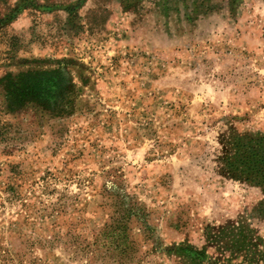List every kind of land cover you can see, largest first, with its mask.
I'll return each instance as SVG.
<instances>
[{
    "label": "rangeland",
    "instance_id": "374dc122",
    "mask_svg": "<svg viewBox=\"0 0 264 264\" xmlns=\"http://www.w3.org/2000/svg\"><path fill=\"white\" fill-rule=\"evenodd\" d=\"M39 3L0 27V264H264V0Z\"/></svg>",
    "mask_w": 264,
    "mask_h": 264
},
{
    "label": "trees",
    "instance_id": "16d2710c",
    "mask_svg": "<svg viewBox=\"0 0 264 264\" xmlns=\"http://www.w3.org/2000/svg\"><path fill=\"white\" fill-rule=\"evenodd\" d=\"M3 0H0V5ZM144 0H120V3L124 10H136V8ZM161 4L160 11L165 18L170 15L182 17V19L188 24L193 25L198 18L217 13L222 10H226L230 17H235L237 9L241 3V0H221L219 3L214 2L215 0H158ZM38 10L48 12L52 10L51 6L47 4H40L39 0H17L14 7L7 10V13L0 19V27L15 20V18L22 13L24 10ZM69 17L68 23H74V19L77 16L78 5L66 6L63 8ZM181 14V15H180ZM180 15V16H179ZM73 20V21H72ZM250 164V161H248ZM126 218L120 217L119 222L123 223ZM119 228V227H118ZM183 258L187 259V264H197L204 261L202 253L193 250L189 247H183L179 249Z\"/></svg>",
    "mask_w": 264,
    "mask_h": 264
}]
</instances>
